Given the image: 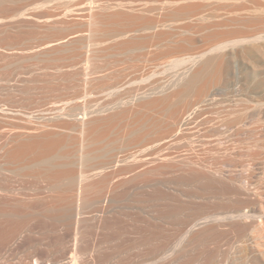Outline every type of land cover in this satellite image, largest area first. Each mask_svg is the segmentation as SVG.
<instances>
[{
    "label": "bare ground",
    "instance_id": "6f19581e",
    "mask_svg": "<svg viewBox=\"0 0 264 264\" xmlns=\"http://www.w3.org/2000/svg\"><path fill=\"white\" fill-rule=\"evenodd\" d=\"M4 1H3L4 3H9V2H7L9 0H4ZM51 1H53V0H50L48 2H51ZM68 1L64 0L63 3L62 2L61 3L62 4L65 3L67 7L69 5L71 6V4H67ZM106 1L108 2V0H106ZM112 1L113 0H111L110 2H112ZM131 1L135 2L136 0H134V1L130 0V2ZM138 1H141V0H138ZM138 1H136V2L139 4ZM146 1H148V3L150 2L149 0H145V3H146ZM153 1H156V0H152V2ZM206 1H204V2L206 3ZM218 1L223 2L224 0H218ZM218 1H217V3H218ZM229 1H231V0H229ZM233 1L235 3V4H233V7H235L234 5H236V4L239 6L238 7L236 6V8L231 7L230 11L227 10L228 11L227 14H225L226 12L224 11V7H225L224 4L226 6H229V4L227 5L228 0H226V2H223V5L221 4L222 2H220L218 5L217 3H215V1L214 2L209 1L211 4L212 3L217 4V5H215V7L218 6L217 8H220L219 6H221V5H222V7L224 6L223 8H221L220 10L218 9V10L221 11L222 13L225 12L224 13L225 15L220 14V12H218V14H216L217 12L215 11V8L212 7L216 13H215V15L211 16V14H209V12L211 11L210 13H212L213 10H212V8H210L211 9L210 10L209 6H212L213 4L210 5L209 2H207L208 4L206 3V5H205V4H203L204 2L202 1V5H203L202 6V5H200L201 3L199 4L198 0H166V2L164 4L167 3V5H165V6H167V8H164V9L167 10L168 12L164 11V14L167 13V14H165L166 16L165 15L164 16L166 18L168 17L165 20L166 21L168 20L167 22H169V23H165V21H164L162 24L159 23L158 19L155 21H151V19H149V18L147 19L148 15L147 16L145 15V17L143 15L145 20L147 19L148 21L147 22L144 21V23L140 24L142 21L141 19H144V18L139 19L137 13H136V15L135 14L134 15L136 17H138L139 20L137 18H135L134 15H133L134 19H133V17H131V19H129L130 16H132V15H129L128 16L129 18L126 17V15L130 14L129 11H127V13H125L124 10H120L121 9L120 8L119 10L121 11V13H120V11L119 12L118 11L113 12L111 9L112 8L114 9L116 7L113 5H112L113 7H105V6L100 7L99 6L100 8H99L98 12H96V9L93 8L94 6L92 7V5H90L91 7L89 8V10L91 13H90V15L88 14V16H90L89 23L87 24L86 21H84L83 24L84 23L87 24V26L84 25L85 27H88V25H89V27H90L89 31H91L90 33H92L94 35V38H93L92 37L93 35L91 34L92 39H95V36L97 38L98 34L99 35L101 34L102 36L103 35L107 36L106 34H109V33H111L113 35V36H111L109 34V36L114 38L115 34H113L114 31L112 32V30H114L116 27L111 29L112 26H114V25L115 26H118V25L122 26L123 24H124L123 26H125V27L122 28L120 26V27L116 28V31L118 33L115 32L116 33L115 36L116 37H125L124 39H128L130 36V39H129V41H130L132 38V35H133L132 40H134L133 42H136V43L140 37L138 36V34H137L138 37H135L134 34L136 35V33L140 32V31L143 32V31L148 30L150 32V30H153L154 33L152 34V31H151L148 36H150V34H152L151 38H153V36H154V38H156V36H162L161 33L164 30L162 27H164V26L167 27V28L164 27L165 28L164 31H166V29H167V31H168V29L170 31H169V33H165V32L162 33V34H164V36H162L160 38L161 41L163 40V38H167V37H165V35H167L168 39L170 40V38H173V37L175 38L177 36L179 37V38L177 37V39H180V36L182 37L186 33H187V36H189L190 34L195 35V33H197V31L199 29H200L201 33H202L201 30H204L203 33L206 35L209 34L210 32L205 33V30H209V31L215 30V31L214 32L211 31V33L207 36H204V35L202 36V34H203L202 33L201 35L195 36L197 38H194V39L191 37H187L186 35L182 39H180V42L181 41H183L182 43H184V41L189 42V45H188V43L187 44L186 43L179 44L180 42L178 41L179 42V43H177L179 45L178 47L183 48V49H180V51L185 50L184 46L188 45L186 48V52L184 51L185 53H188L189 50H187V49H190V46H191V49H190L191 52H189L188 55L195 54L194 52H192V50L196 46L194 47V44H193V47H192V43H194V41L191 43L192 40L196 41V39H199L201 41H203V40L208 41L209 43L208 42H206V43H208L209 46L207 49H205L206 47H204V46L206 45V43L203 42L205 44L203 46V44H201V42H200V45L203 46V49L201 52L200 48H198L199 46L196 47V48H198V51H200V54L198 56L196 55L198 53H196L193 57H189L185 54L184 56H182L178 59H174V61L172 60L173 62L171 64H178L179 60H180L181 61L180 63H183L186 67L183 70H181V72L178 71L179 73L177 75H176L177 72L175 74H173L174 76L176 75L175 78L172 77V81H170V82L167 81L168 83L166 82V85L165 84L163 85L161 83H159V85H158V83H156L158 86H161V87H157V89H155L156 87H153L155 90L149 91L152 88L151 87L152 84H151L148 87L149 90L145 86L146 90H148V91H145L144 90L145 88L143 87L144 91L142 90L143 91L142 93L138 92L137 94H134L133 97L130 96L131 97L130 99L124 98L125 100H123V99L121 100L119 98V101L116 100V102L114 101L113 104L111 102H110L111 104L107 103V106H106V104H104L103 106L101 105L100 108H98L99 104H98V106H96L95 104H91V107H93L95 105L96 106L95 108H97V109L92 108L91 110H88V107H87V108H82L83 111L81 110V112L75 113L77 115V119L80 120V123L77 120V122L79 124V128L76 129V130L79 129L77 131L79 133V134H77V135H79V137L78 136L76 137V134L74 132V134H75L74 137H76L78 139L74 142V140L76 138L73 137L74 140H73V138H72V140H70L71 142H73L72 144L66 143L67 141H69L67 139L71 138L72 136L69 137L67 134V136H66L67 139H65L67 141L65 142V140L62 139L63 136L61 138V135H62V133H64V131L63 132L61 131V134L57 133L60 137L54 135L56 133V131H58V130H56L57 127H56V129L54 128V130H53V128H51V130L49 129L50 131L53 130L52 132H55L54 134H52V132L48 133L47 129L45 131L44 128H48L50 123L49 124L43 123L42 125H38L39 128L35 127L37 129L36 132L39 131L40 133H36L34 131L29 132L32 129H27V130L25 129L24 133L28 134L27 135L28 137H26L25 134H22L23 130H21L22 132H20V130H19V132L22 135L19 134V132H18L17 136L15 134L14 135L16 137H21L22 141H23V139H26V141L24 143H20L18 146H16L14 142L16 141L17 138L15 137L16 139L14 141H13V138H11L13 141L12 143H14V145L16 147L8 148L9 147L8 145L11 142L8 144V141L5 140V141H7V143L5 142L6 145L8 144L7 146L4 143H2L5 135L3 134L4 131L2 132L1 128H0V264H264V0H233ZM236 1H238V2L236 3ZM12 2H10V3H12ZM42 2H40L41 4L39 5V7L40 6L42 7V5H43V7L46 6V5L44 6V4H47V3H45L47 1H42ZM89 2H90L89 4H92L94 1L90 0ZM99 2H101V0L98 1V4H99ZM110 2H109V4L111 6ZM136 2H135V4H136ZM152 2L150 3V5L152 4ZM157 2H158V0H157ZM157 2H154L155 5L153 4L155 6L156 10L158 9L159 5H161V3H159L157 5L156 4ZM161 2H163V0ZM123 3H126V2L124 1L120 4L124 5ZM1 4H2V2H1ZM89 4H88V6H89ZM115 4L118 5V3H115ZM135 4H134V6H136V9H137V7L138 6L140 7V5L143 3H141L138 6H137V4L136 5ZM147 4H145V7ZM13 5H14V2H13ZM106 5H107V3H106ZM129 5H130L129 7H131V5H133V3L129 4ZM148 5H147V8H145L143 5V7L145 8L143 11L148 9V7L150 6V5L149 6ZM153 5H151V7ZM156 5L158 7H156ZM204 5L206 7L208 5V9L210 10L208 12V14L211 17L206 18V17L202 16L205 13V11H204L205 6ZM9 6H11V5H9ZM154 6L152 8H149V9L155 10ZM165 6L163 5V6H161V8H163ZM1 7H4V6H1ZM13 7L16 8L17 6H15V5L11 6V8H13ZM18 7L16 8V10H18ZM67 7H66V9L69 8V7L68 8ZM71 7H73V6H71ZM126 7H127V5H126ZM139 7H138V10H139ZM202 7L204 9H202ZM11 8H10V10H11ZM117 8H119V7H117ZM141 8H142V5H141ZM2 9L3 8H1V10ZM5 9H7V7ZM94 9H95L96 13H94ZM133 9H134V7H133ZM208 9L206 8L207 11H208ZM10 10H8V11H10ZM19 10H18V12L13 10V12L15 11V13L12 12V17H14V15H18ZM69 10L71 11V8H69ZM115 10H118V9H115ZM150 10H149V13L154 14V12H150ZM202 10L204 11V13ZM158 11L160 12V7H159V10H157V12ZM122 12H124L126 15L124 13L122 14ZM146 12H148V11H146ZM10 13H11V11H10ZM10 13L7 12V14H9V15H10ZM138 13H139V15L141 14L140 11ZM142 13H144V12H142ZM0 14H2L1 16L6 15L7 17L5 16L6 17L5 19H8V15L6 13H4V14L0 13ZM145 14H147V13H145ZM155 14H156V12H155ZM85 15L87 16V14H85ZM150 15H152V14H149V16ZM209 15L205 14V16H209ZM86 16H85V18H86ZM153 16H156V15H153ZM164 16H162V17H164ZM82 17H84V15ZM140 17H142V15ZM162 17L160 19L159 13H158L157 18H159L161 20V22L163 21ZM0 18H1V20L3 19L2 17H0ZM40 18H41V16H40ZM43 18H41V19L44 20ZM123 18L126 21L127 20L128 21L127 22L125 20L122 21ZM136 19L140 23H138L137 21L135 22L134 20H136ZM205 20L208 23L206 22L204 24H201ZM129 21H130V25L134 21L133 23H134L135 27H133L134 25L132 24L133 26L131 25L130 26L131 28L127 26L128 29H126V25H128ZM193 21L194 22L197 21L196 25ZM121 22H122V24H121ZM123 22H125V23H123ZM161 25H164V26L161 27ZM227 27H230V28H227ZM55 28L58 29V27H55ZM120 28H122L123 30ZM160 28H162L163 30ZM225 28H227V29H225ZM57 29H54V30L57 31ZM85 29L86 28H84V30H82V29L81 30L85 31ZM195 29L196 30L198 29V30L196 31ZM54 30L52 33H55V35L57 34V32L65 33L64 32L65 28H63L64 31H62V32L60 30L57 32H54ZM68 30H67V32H68ZM81 30H79V33ZM157 30L158 31L162 30V32L161 33L157 32ZM60 33H58V35ZM144 33L148 34V32H143V33H140L141 34L140 36L142 37L143 36L142 34H144ZM45 34H47L48 39L53 36V34H52V36L51 35L48 36V33H45ZM60 35H63V34H60ZM85 35H87V34H85ZM99 35H98V38L100 37ZM82 36H80V37H82ZM102 36L100 37V39L97 38L98 41H96V42L94 41V43L92 40H88V38H86L87 36L85 38L82 37L83 39L80 38L81 40L80 39L78 40V43H77L78 46L77 47L75 46L74 48L75 49L85 48L86 54H87L86 51H88V48L85 46H87L90 41H92V43H93L92 45H94V47H92V49L90 50L91 52L93 51V53H94V54L91 53L92 55H94V56H92L93 58L90 55H89L90 57L87 58L86 54H85V57H83L84 59L81 61V63L82 62L85 63L87 60V62L89 64L90 63L93 64V61L95 60L94 58L98 57L97 52L99 50H102L101 46L104 43H107L108 40L112 39L111 37L109 38L107 36V38L105 37L106 40H104L105 38L103 36V39H102ZM144 36H145V34H144ZM190 36H192V35H190ZM47 37H46V40H48ZM116 37L114 38L115 40L117 39L116 45L113 44L115 42V41H113L114 39L112 40L113 41L112 44L114 45L115 49H116L117 45L119 44V42H117V41L120 40V39L118 40V38H116ZM126 37H128V38H126ZM136 38H138V40ZM142 38H140V39H142ZM144 38H146V36ZM43 39H45V37ZM97 39H95V40H97ZM156 39H153L154 40L153 41V45H154L153 47L155 48L158 46V48H159L158 44L155 45ZM158 39H157V43H158ZM175 39H174V42H172V40H171L170 44L166 43L167 44L166 46L163 45V43H165L164 42L165 40L163 42L160 41V44L162 43V47H164V46L167 47L169 45L172 46V45H175ZM122 40H123V38H122ZM135 40H137V41H135ZM49 41H50V39H49ZM129 41L128 42L127 41L122 42L120 40V42H122V43L125 42V44H122V43H120V44L122 45V47L124 45H126V48L128 47L129 49L135 50L136 45L139 42L141 44L143 43V42H141L143 40H141L137 44L134 43L136 45H135V47H133L132 46L133 42L131 43ZM126 42H127L128 46H127ZM149 42L152 43V41H149ZM166 42H169V41L166 40ZM196 42L198 43V40ZM196 42H195V44H196ZM49 43H51V41L48 43L45 42L46 45ZM150 43H145V41H144L143 44L146 45V44H150ZM190 43H191V45H190ZM90 44H91V42H90ZM108 44L111 45V47L113 46L109 42H108ZM120 44H119L118 48H120L123 51V48L120 47L121 46ZM130 44H131V46H130ZM104 45L102 46L103 49H105ZM109 45L106 44V47H108ZM145 45H143L144 50L148 49V47L149 48L152 47V46H147V45L145 46ZM150 45H152V44H150ZM143 46L141 47L142 50H143ZM202 46H200V47H202ZM175 47H177V46L175 45L172 48H173V50L176 51ZM86 48H87V50H86ZM126 48L124 47V52H126V51L129 52V49H126ZM169 48H170L169 50H172L171 47H169ZM108 49H109V47H108ZM167 49H168V47H167ZM67 50L68 49H65L64 51H67ZM148 50L152 51L150 49H148ZM169 50H167V52H166V55H168V56H170L171 54H173L175 52V51L173 52V50H172V53H171V51L169 52ZM177 50H179V49H177ZM155 51H158V50H155ZM131 52H133V51H131ZM146 52H148V51H146ZM154 52H152V53H154ZM195 52H196V49H195ZM95 53H96V55H95ZM167 53H169V54L171 53V54L169 55ZM83 54H84V52H83ZM146 55H147V53L144 56H146ZM159 55H157V56H159ZM162 55H165V52ZM185 56H187V57H185ZM85 58H86V60H85ZM92 59H93V61H92ZM171 59H169V60H171ZM88 63H87L86 67H84L85 66L84 64L82 65L84 67L83 68L84 70H85V68H86V70L89 68ZM167 63H169V62H167ZM231 66H232V71L230 70ZM89 71H90V74H91V72L93 74V70L91 71V68L89 69ZM229 71H231L230 72L231 75H230ZM82 72L85 73L84 71H82ZM97 72H100V71H97ZM107 75H109V74H107ZM229 75H230V78L232 77L231 78L232 79L231 85L229 84L231 79H229V81L226 82L227 85L229 84V86L224 88L223 93L221 91H220L221 93L216 91L214 88L216 83H217V85L215 87H217L220 84V81H221V83L223 80L225 81L226 77H228ZM83 76H85V75L83 74ZM83 76H82V79H83ZM89 77L93 78L92 75L88 76V78ZM125 77H127V76H124V78ZM85 78H84V81L86 80ZM132 78H131V82L134 81L136 78H137V81L141 80L140 77H138V76L135 77V79L133 78V80H132ZM128 79H130V78H128ZM94 80H92V81L94 82ZM89 81L91 82V80H89ZM142 82H140V83H142ZM140 83H138V84H140ZM85 84H90V83H85ZM143 84H144V82H143ZM93 85H94V83H93ZM99 85H100V83H99ZM125 85H123V87ZM157 85L154 84V86H157ZM220 85H223V86H219V87H225V82L220 84ZM141 86H142V84H141ZM107 87H109V85ZM219 87H218V89L220 90L221 88H219ZM120 88H122V86H120ZM137 89H139V88H137ZM140 89H142V88H140ZM111 90H112V87H111ZM113 90L116 91L118 89L115 90L113 88ZM139 90H137V91H139ZM107 91H110V90L107 89ZM118 91H116V92H118ZM137 91H135V92H137ZM90 101H92V100H90ZM89 103H91V102H89ZM96 103H99V102L96 101ZM108 104H110V105L108 106ZM87 106L90 107V104ZM104 106H106V107H104ZM161 106L163 107L162 109H163L165 114L163 112H160L161 110H159V113H163V115L159 114L158 111L156 110V108H160ZM155 110H156V113L161 115L160 116L161 119L160 118L157 119L154 116V114H156ZM149 111H151V112L154 111V112L150 113ZM214 113H217L218 115L216 114L217 115L216 116ZM68 114L70 115L71 113H68ZM68 114H66V115L63 114V115L67 116ZM75 114H73V116ZM149 114H152V115H149ZM211 114H214V116H212ZM165 116H166L167 121L164 118ZM162 117H163V119H162ZM60 118L62 119V116ZM59 119L57 121H59ZM63 119L61 121H63ZM157 120H159V122H157ZM161 120H163V122H160ZM207 121H208L209 125H210V123H212L210 121H213L214 125L217 127V128L214 127V129H216V130L219 129L220 127L226 129L225 132H226V134H228L227 136L230 138V140L234 141L233 144H237L239 141L241 142V140L239 138H240V136H242V137H244L243 140L245 139L246 145H248L247 148H244V147H246V145L245 144L243 145L240 143L241 145H243L242 148H244V150L246 149L245 150L246 152L242 151V148H239V147L238 148L237 147L232 148L231 146H229V148L232 149L231 155L235 156V157L233 156L234 157V160H233L232 156L230 155L231 160H229V161H234V162H227L228 160L225 162H222L223 165L222 164L221 165L223 167L226 166L225 168H223L220 165L221 168H223L222 169L223 172L221 170H219V169H221L220 166L219 167L215 166L216 169L207 168L210 172L214 171V174H217L218 172H220L221 173L220 175L223 177L225 176L224 169H226L225 172L230 170L231 171L230 174H232V175L231 176L229 175L230 176V179H229L230 182L228 184L227 183L224 184L219 179H216L217 175H214V174H212L214 176V178H212L211 174H210L211 175L210 176L209 174L201 173L197 177L198 180H195V184L197 181H200L202 184L206 183L207 184L206 186H204V184L202 186L199 183L202 186V188H204V189L206 188V190L210 189L211 187H212L211 189H213L212 185L214 183L215 187L218 186L219 188H221L220 186H223L228 190V193L230 194V196L231 195L235 196L236 201L233 200L234 202H232L231 199H234V197L230 198V196L227 193H224V194H227L228 197L230 198L231 203L229 202V204H231V205H229V204H227L228 206L217 205L220 208L215 206V209L218 210V213H220V211L222 210L221 208H226L225 211L226 210L228 211V212L226 211L227 216L222 217L223 214L221 212L220 214H222V215L217 214L218 216L220 215V217H218V216L216 217L217 211H214L215 209L212 210L211 207H210L211 208L210 209L207 206V205H209L208 204L209 202L205 203V205L210 209V211H212L211 213L209 211L206 212L209 209L204 206V203L203 204L200 203V204H201V206H203L207 209L206 211H203L204 209L200 208L201 207L200 205H198V206H200L198 208V210H195L194 206H196L197 200L199 201V199H200L199 197H198V199L194 198V200L196 199L194 201L195 204L194 203L193 204L188 203L189 202L188 199H190V198H187L188 202L185 201L187 204H185V202H184V204H185L184 205L182 203L183 200L181 201V199H180L181 192H180L179 196L177 195V194H179L178 191L176 192L177 196L176 195L171 196L172 194H174V191L173 192L171 191V190H173V189H171V187L173 185L172 186L169 185V187H170V189H169L168 186H165L164 182H163L164 186L168 187V189H166V190L171 191L170 195L168 193L170 191L166 192L167 195H166V193H165V195H162L163 193L161 194V191L159 192L156 190L157 193L159 192V194L162 195V196L158 195V197H157L154 195L155 190H154V192H152L153 186H151V189H150V190H152L151 195L152 196L154 195V196L149 197V193H151V192L149 191L150 186L148 185L149 186V187H147L148 189L145 188V191L147 189L149 192V193L147 191L145 192V194L147 193L148 196H146L147 194L146 195L144 194L146 196L145 200H144L145 203H142L143 201H141V205L137 206L138 207L137 209L140 208V210H139L140 215H143V218L139 217L142 219V220L139 219L140 221H142V222H140V224L141 223L145 224L144 225L145 227L147 226L151 230H155L156 232H158V233H156L154 231L156 234H155V236H152V238L156 237V238H160V239L162 238V239L161 240L159 239L160 241H157V242L154 241L151 243L148 241V240L151 241V239L148 238L149 236L148 237H147V235L145 236L148 239L145 237L143 238V236H141L143 239H145V240L147 239L146 241H148V243L147 242L145 243L144 242L145 240H144L143 244L139 243L142 241L138 242V244L142 245L141 250L138 249V250L142 251L141 252L142 254L141 253L139 254V255H142V257L140 259H136L137 257L132 258L131 257L132 255H130L129 252H128V255H130V257L128 258L127 257L128 255L127 256L125 255V257H124V252H123L125 250L124 247L128 246V249H129L131 246H129V244H128L127 246L124 245V247H123L122 246L123 243H122L121 248L124 250L120 251V250H117L120 246L116 249L115 243L116 242L119 243V241H120L119 236H121L120 234H121L122 229H124L125 231L127 229V232H128V228H126V227H128L129 223L126 224L125 223L126 219L124 220V218H123V221L121 219L123 217V216H121V213L124 210L121 211L122 205H120L119 203L121 202V198H123V197H120V195H118V194L116 195V193H119L118 189L121 188V186H119V184L117 182L119 180H116V179L119 176L120 177L123 176L124 174L125 175L131 174V177H129V176L128 177L130 179L132 178L131 179L132 181L135 180L134 178H136L138 174H141L140 170L137 171L135 169H137V168L140 169V167H141L140 164H142V163H139V166L137 165L138 167L136 168L135 163L139 160L143 161L142 160L143 158H146L144 160V162L145 161L147 162V159H151L152 162L154 161V159H155V161H156V159H159L158 160V162H159V161H161V159L164 160L165 158H166V160L170 159L169 161H171V159L173 158V155L175 153L172 154V152H169L170 153L169 154L167 151L165 152L167 154H165L164 152L161 153V151H165V148H164V150L160 149V146L162 144L166 143L167 146L165 144L164 147H166L167 150H168V148L171 149L173 147L172 151H174V147L181 144V141L186 140V138L184 140H181V138L183 139V137H181L182 134L187 133L189 136V133H191L190 136L192 137V135H193L192 130L193 129L195 130L196 127H198V126L200 128V125L203 124L204 122L207 123ZM170 122H172L171 126H168V125H170L169 124ZM58 123H57V125L60 126L59 124H61V126L63 127V130H64L65 126H63V125L66 122H64L63 124L62 123L58 124ZM115 123H120L122 125V128L124 129L123 134L121 133L122 132L121 131L120 135H118V137H116V136L114 137V135H112V133H110L112 130L109 129ZM163 123H164V125L166 123H168V125H165V127H164ZM173 123H174V127L176 126L175 130H174L173 125H172ZM208 123L206 125H208ZM51 124L52 125L54 124L53 125L54 127L57 126V125H55L56 122L51 123ZM67 124L68 123H66V126H67ZM161 125H163L164 128ZM46 126H48V127H46ZM61 126H60V129H61ZM69 126L71 127V128L68 127L70 130L75 125L70 124ZM166 126H168L169 129H171V130L173 129L172 130L173 133L172 132L168 133V131H167L166 134H168V135H165V132H166L165 129H168V127H166ZM194 126H196V127L194 128ZM204 126H205V124H204ZM76 127H77V124H76ZM76 127H73V128H76ZM159 127H160V129H159L160 132H162L163 129L164 130L162 133L159 132L161 134V136H160L161 138L158 139L155 134H156L157 128H159ZM211 127L209 126L206 129V126H205L204 128L206 131H208L209 128L211 129V131L214 130L213 127L212 128ZM35 128L33 130H35ZM161 128H162V130H161ZM184 129H186V130L183 133ZM202 129H203V127H202ZM224 129H222V130H224ZM72 130H74V129H72ZM171 130H169V131H171ZM222 130H219V131L222 132ZM202 131H204V130H202ZM202 131L199 130L198 132L200 133ZM211 131H208V132L211 133ZM214 131H212V132H214ZM219 131L218 132L215 131V132H217L218 134H221L223 136V140H226L228 137L227 136L225 137L222 134L223 132L221 133ZM27 132H29V133H27ZM153 132H154L153 135H155L154 136L155 138L152 135ZM193 132H196V130ZM225 132H224V134H225ZM31 133H33L34 135ZM35 133L37 135H35ZM109 134H111V137H113V138H110ZM162 134H164V137H162ZM187 134H186V136H187ZM194 134H196V133H194ZM202 134H204V132ZM65 135H66V133H65ZM210 135H212V134H210ZM150 136H152V137H150ZM182 136H184V135H182ZM5 137L7 138L8 136H5ZM196 137H197V135H196ZM214 137H216V136H214ZM153 138L155 140H153ZM189 138L187 137V140ZM190 139H192V138H190ZM220 139L222 142V137ZM213 140H212V142H213ZM246 140H247V142H246ZM202 141L203 140L201 139V142ZM217 141H220V140H218V138H217L216 141H214V142H217ZM117 142L120 144H118ZM193 142L194 141H192V143ZM207 142H210V141H207ZM228 143H229V141H228ZM113 144H116V145H113ZM184 144H185V142H184ZM198 144H199V142H198ZM201 144H204V143H201ZM218 144L220 145V143H218ZM222 144H224V143H222ZM204 145H206V144H204ZM229 145H231V144H229ZM68 146H70L72 148V150H70L69 148H68V150H66ZM185 146H187V141H186ZM194 146L198 147L199 145H194ZM210 146H212V144ZM162 147H163V145H162ZM212 147L214 148V146H212ZM212 147H210V150L213 149ZM176 148H179V147L177 146ZM181 148H184V147H181ZM194 148H196V147H193V149ZM224 148L226 149V146ZM187 149H185V151H187ZM216 149H218V148H216ZM240 149L242 152L245 153L244 155H242L240 153V151H239ZM220 150H222V149H220ZM227 150L229 151L228 148H227ZM176 151H178V150H176ZM196 151L199 152L198 149ZM204 151L205 150H203V152ZM194 152H195V150H194ZM216 152H217V150H216ZM181 153L184 156H187L190 154L189 152H188L189 154L183 153V152H181ZM181 153H180L179 157L183 156V155H181ZM209 153L210 152H208V154ZM185 154H187V155H185ZM191 154H192V152H191ZM194 154L191 156H194ZM214 154H213V156L216 155V154L215 155ZM199 156L200 155H198L197 157H199ZM220 156L221 155H219V157ZM224 156L225 155H223V157ZM240 156H241V159H239ZM176 157H177V155H176ZM179 157H177V158L179 159ZM207 157L211 158L212 156L209 155ZM177 158L174 157L173 159L176 160ZM184 158L186 159L187 157H184ZM194 158L195 157H193V159ZM186 160H188V159H186ZM202 160L203 159H201V161ZM214 160H215V158H214ZM214 160H213V162H214ZM176 161H180V160H176ZM201 161H199V162H201ZM206 161H208V160H206ZM146 162H145V164H146ZM161 162H159V163H161ZM172 162H173V160H172ZM185 162H187V161H185ZM194 162L195 161H193V163ZM209 162H211V161H209ZM148 163H150V161ZM189 163H190V161H189ZM197 163L198 162H196V165L199 164V163L198 164ZM218 163L219 162L217 161V164ZM155 164H156V162H155ZM159 165H160V167L165 166V164H159ZM205 165L203 164V166H205ZM207 165L209 166L210 164H207ZM214 165H216V164H214ZM157 166H155V167L157 169H159ZM203 166H201V167H203ZM206 166L203 168H206ZM212 166H213V164H212ZM152 167H150V168H152ZM147 168H149V167H147ZM147 168L144 169V172H147L149 170L148 169L147 171H145ZM152 169L154 170L155 168H152ZM135 171H137V173ZM132 172H135V174H136L133 177H132ZM149 172H151V169L149 170ZM215 172H217V173H215ZM142 174H143V172H142ZM185 174H188V173H185ZM189 176H191V178H193L194 176H196V174H194V176L188 174V177ZM120 177H119V179H120ZM126 177H122V178L126 179ZM183 177H184V179H186L185 175ZM188 177L186 180H188ZM191 178L189 177V179H191ZM194 178L196 179V177H194ZM115 180H116V183L119 187H117V185L114 184ZM121 180H123V179H121ZM121 180L119 181L120 183L122 182ZM149 180H147V181H149ZM126 181H127V179H126ZM132 181L131 182L129 181V182L131 183V185L133 187L134 181L133 182ZM147 181H145V182H147ZM184 181L182 180V183ZM191 181H194V180L192 179ZM191 181H189V182L191 183ZM129 182H127V183H129ZM145 182H142V183H145ZM187 182H186V184H187ZM136 183L137 184L139 183V186L142 184V183L140 184V181L139 182L136 181ZM136 183L134 184V190L136 187ZM192 183H194V182H192ZM113 184L115 185L114 186L115 188L113 187V189L115 190L118 188L117 190H115L118 192L115 193V191H113V189L111 188L112 189L111 191H113V194L110 193V194L106 195L107 192L109 193V191H107L108 190L107 187L110 188V187H112ZM122 184H123V182H122ZM58 185H60V186H58ZM124 185H125V183L123 184V186ZM126 185H128V184H126ZM73 186H74V188H73ZM144 186L146 187V185H144ZM56 187L57 188L60 187L59 189H61L62 192L64 193V194L61 193L62 195L58 194V196L62 197L61 201L63 200L61 203L62 209H61V207L56 206L57 208H60L61 210L59 209V211H56L57 210L56 209L55 211L57 213L55 212L54 214H52L49 211L50 210L49 206H48L49 209L47 208V210L45 209V207L49 204H51V205L53 204V206H54L55 204L57 205L58 203H60V202L57 203V201L59 200L58 199L59 197L57 195L55 196V194H54ZM89 187L90 188L92 187L91 189H93V187H94V189H96L95 191L92 190L94 192H96L99 189L98 190L99 195H98V192H96L97 194L93 193L92 196L95 195L97 197L98 196L101 197L100 196L101 193L103 194V196H105V195L106 196L99 198V199H95V196H94L93 198L95 200L91 201L93 198H91V199L89 198V197H92L90 191H88L90 194L86 192V189L90 190ZM129 187H131V186H129ZM129 187L128 188L123 187V188H124V190L125 189L129 190L130 189ZM143 187L140 186L141 189L138 187H136V188H138V190L139 189L143 190L144 189ZM157 187L158 186H156L154 188L156 189ZM177 187H174V188H177ZM182 187L185 188V186H181L180 188H182ZM102 188H105V189H103V191H102ZM187 188L188 187H186V189ZM190 188H193V187H190ZM225 188H221V189L225 190ZM59 189L56 190V192L60 193ZM71 189H76L75 190L76 194L74 193V190H73V193H74V196L76 199L74 198V196L72 198V196H71L72 194L69 195V193H71V191H72ZM204 189H202V190H204ZM104 190H106L107 192L103 193ZM122 190H120V191L122 192ZM130 190H133V189H130ZM136 190L133 192L135 193ZM140 190H139V192H140ZM206 190H205V192H206ZM224 190H221V191L223 192ZM195 191H197V190H194V192L193 191L192 192L195 194ZM84 192H86V194H88V196L89 195L90 196L87 198L86 194ZM139 192L136 193L137 196H138V194H140ZM130 193H128V194H130ZM141 193H144V191H142ZM207 193H211V192L208 191ZM124 194H125V196L128 195V194L126 195V193H123L122 196H124ZM198 194H204V191L202 193H198ZM140 195H139V197H140ZM205 195H207V194H205ZM205 195H203L202 197H205ZM210 195L212 196V194H208V196H210ZM133 196H135V194ZM55 197L57 198V200ZM132 197H131V199H132ZM136 197L134 198L135 200H136ZM187 197H189V195ZM196 197H197V194H196ZM225 197H226V195H225ZM71 198L73 199V202H72ZM160 198L162 200H164L166 204H167L166 201H168V203H170V202L174 203L175 202L176 204H178V208H180L179 205L181 204L180 205L181 209H182V210L180 209L181 211L178 210L176 212L175 211L176 208L174 207L175 209L173 211L174 212L173 215L176 216L175 218L178 217L176 221H173V222H171V221L165 222L164 221L167 219V218H164V213H166V212L162 208V207H164V204L159 203V202H161ZM184 198L186 200L185 193H184L183 199ZM192 198H193V195H192ZM220 198H222V195ZM220 198L218 200H220ZM134 199H133L131 205H129V207L133 206V203H138V201L134 202ZM157 199L159 200L158 203H157ZM211 199H213V198H211ZM226 199H227V197H226ZM127 200L129 202V199H127ZM122 201H126V200H122ZM200 201H202V200H200ZM206 201H209V199ZM190 202H192V200H190ZM73 203H75V205ZM213 203H215V202H213ZM138 204H140V202ZM218 204H219V202H218ZM124 205H127V204H124ZM124 205H123V208H124ZM192 205H194V206H192ZM213 205H216V204H213ZM213 205H211V206H213ZM21 206L23 207L22 210L20 208ZM53 206H50V207H53ZM166 206H167L166 208L168 209V207L170 208L171 205L169 206V204H167ZM87 207H90V210H88ZM91 207L92 208L95 207L96 209L93 208L91 210ZM126 207H128V206H126ZM133 207H130V208L135 209ZM191 207H193L194 209L192 208L193 210H190L189 208H191ZM213 208H214V206H213ZM124 209H127V208H124ZM131 209L130 210L127 209V210L130 211V215L133 216V214H131ZM187 209H189L192 212L189 213V211H187ZM196 209H197V207H196ZM222 211H224V209ZM127 212L123 213V214L124 215L128 214ZM132 212H134V211H132ZM136 212L139 214V212L137 210H135V213ZM226 212H225V214H226ZM137 213H136V215H137ZM169 213H171V212H169ZM125 216H126L125 218H127V215H125ZM132 216H131V218H132ZM134 216H133V219L135 220ZM169 217H171V216H169ZM172 219L173 218H171V220ZM134 220H132V221H134ZM167 220H170V219H167ZM127 221L131 223V221H129V220H127ZM135 221H137V219ZM138 222H137V225H133V226H131L132 224H129V225L131 227H134V229H135L136 226L137 227L139 226ZM135 223L133 222V224H135ZM167 223H171L173 225H169ZM193 223H194V226L189 229V226ZM139 227H141L140 229H142V230L145 229L144 231H146L147 227L146 228L144 227V229H143V226H141V225ZM150 229L148 230V228H147V230L149 231L148 232L149 235H150ZM138 230L139 229L137 228L136 231H138ZM142 230H141V232H142ZM125 231H124V234H126ZM134 231L135 230H133V232ZM154 232H152V233H154ZM136 233H138V232H136ZM143 233L145 234L146 232H142L141 235H144ZM131 234L133 235V233H131ZM136 235H138V234H136ZM125 236L127 237V235H125ZM129 236H131V235H129ZM129 238H131V237H129ZM139 238H140V236H139ZM115 239L117 241H114ZM136 239H137V236H136ZM138 239L136 241H138ZM156 240H158V239H156ZM73 241H75V244H73ZM227 241H229V242L234 241L233 243L238 242L237 245L232 244L234 246H237L236 251H235V249H233L235 254L231 250L230 251L233 254H231L230 251L224 250L223 246H226L224 243ZM112 242H115V243L113 244ZM135 242H134V245L132 247L140 246V245H135ZM130 243H132V242H130ZM113 245H115V247ZM117 245H120V244H117ZM198 246L200 248H198ZM134 248H136V247H134ZM134 248L132 250H134ZM128 249H126V251ZM5 250H9L10 251L9 253H12L13 259L7 260L5 258V260H2V254L4 257L5 256L4 253H6ZM3 251H5V252L2 253ZM58 251H59V255L57 253ZM135 251H136V249H135ZM133 252H131V253H133ZM134 253L135 254H133V255L137 254L136 252H134ZM126 254H127V252H126ZM6 257H7V255H6ZM133 257H135V256H133ZM33 259H35V262L33 261Z\"/></svg>",
    "mask_w": 264,
    "mask_h": 264
},
{
    "label": "rangeland",
    "instance_id": "374dc122",
    "mask_svg": "<svg viewBox=\"0 0 264 264\" xmlns=\"http://www.w3.org/2000/svg\"><path fill=\"white\" fill-rule=\"evenodd\" d=\"M1 1V0H0ZM4 0H2L1 2H2V4H1V2H0V10H1V8H3L1 11H0V13H6L7 14V12L8 13H10V11H11V13H10V15L9 14H7L8 15V19H5L7 16L6 15H3V16H1L2 14H0V17H2L3 19V21L1 20V18H0V128H1V131L3 132V134L5 135V136H8L7 138L4 136V140H3V142L2 143H4L5 145H6V143H7V141H8V148H13V147H16V146H18L20 143H24L25 141H26V139H23V141L21 140V137H16L17 136V134H18V132H19V130H20V132H22L21 130H23V132H22V134H25L24 132V130L26 129H32V130H30L29 132H32V131H34V132H36V128H39V126L38 125H42L43 123H45V124H51V123H54V122H56V124L55 125H57V123L59 122V123H64V122H66V123H68L67 124V126H66V123H64V125L63 126H65V128H64V130H63V127L61 126V124H59L60 126H61V129H60V126H53L52 124V126L49 124V127L48 126H46V127H48V128H44L45 129V131H46V129H47V131H48V133H51L53 130H54V128L56 129V127H57V129L56 130H58V131H56V133L55 132H52V134H54V135H56V136H59L58 134H61V131L63 132L64 131V133H62V135H61V138H62V136H63V140H65V139H67L66 138V136H67V134H68V136L70 137V136H72L71 138H68L67 140H69V141H67V140H65V142L68 144V143H70V144H72L73 142H71L70 140H72V138L75 136V134H76V137L78 136L79 137V135H77V134H79L77 131L79 130H76L77 128H79V124H78V122H77V115L75 114V113H79V112H81V110L83 111V109L82 108H87L88 107V110H91L92 108H95L96 106H98V104H99V106H98V108H100L101 107V105L103 106L104 104H106V106H107V103H112L113 104V102L115 101L116 102V100L117 101H119V98L122 100H125V99H130L131 97H133L134 96V94H137L138 92H143L144 90L145 91H148L149 90V85H151V87L153 88V87H156L155 89H157V87H161V86H158L159 85V83H161V84H165L166 85V82L168 81V82H170V81H172V77L173 78H175V76L179 73L178 71H180L181 72V70H183L186 66L183 64V63H180L181 61L179 60V63L178 64H171L173 61H174V59H178V58H180V57H182V56H184L185 54L187 55V56H189V57H193L196 53H198V54H196L197 56L200 54V51H198V48H200V50H201V52H202V49H203V46L205 45L204 43H206V42H208V41H201V40H199V39H196V41L198 40V43L195 41V40H192L191 41V43L194 41V43H192V47H193V44H194V47L196 46V47H198V48H192L193 50H192V52H194L195 54H193V55H188V53L189 52H191L190 51V49H191V46H190V49H187V50H189L188 51V53H185L186 52V48H187V46L189 45V42H185L184 41V43H188V45L186 46H184L185 47V50H183V51H180V49H183L182 47H178L179 45L177 44V43H179L180 42V39H182L185 35L187 36V33L184 35V36H180V39H177V37H173L174 39H175V45L177 46V47H175V49H176V51L175 50H173V48L172 47H174L175 45H172V46H167L168 47V49H167V47H165L167 44H170V41L172 40V42H174V39L173 38H170V40L168 39V36L167 35H165V37H167V38H163V40L161 41L160 40V38L162 37V36H164V34H162V33H169V29H168V31H167V29H166V31H164L165 30V28L164 27H166V26H164V25H161V27L162 26H164V27H162V28H160V29H162L163 30V32H162V30H157V32H162L161 33V35L162 36H156V38L158 39V43H157V39L156 38H154V36H153V38H151L152 37V34L154 33V31L153 30H150V32L152 31V34H150V36H148L149 35V31L148 30H146V31H143V32H148V34L147 33H144L145 34V36H146V38H144L145 36H144V34H142L143 36V38L140 36L141 34L140 33H143L142 31H140V32H138V33H136V35L134 34V36L135 37H140V38H142V39H140L139 38V40H138V38H136L137 40H135V41H137V43L139 42V41H141V40H143V41H141V42H143L144 43V41H145V43H150L149 41H152V43H150V44H152V45H150V44H146L147 46H152V47H148V49H150V50H152V51H149L148 49H145L144 50V46L143 45H145V44H141L140 42L137 44L136 42H133L134 40H132V38H133V35H132V38H131V40L129 41V39H130V36H129V38L128 37H126V38H128V39H124L125 37H116L115 35H116V33L115 32H117L116 31V28H118V27H120L121 25H118V26H112V28L111 29H113V28H115L114 30H112V32H113V34H115L114 35V38L116 37V38H118V40L120 39L122 42L123 41H129V42H133L132 43V46L133 47H135V45H136V48H135V50H132V49H129L128 47L126 48V45H124L123 47H122V45L120 44V43H122V42H120V40L119 41H117V42H119V44L121 45L120 47H122L123 48V51L120 49V48H118V46H119V44L117 45V47H116V49L114 48V45H116L117 43H116V40L113 38V37H111V36H113L111 33H109L111 36H109V34H106L109 38L111 37L112 39H110V40H108V42L110 43V44H112L113 43V41H115L112 45V47L114 48H112L111 47V45H109L108 44V42L107 43H104L103 45L105 46L104 48L105 49H103V45L101 46V49L102 50H99L98 52H97V58H94L95 60L93 61V59H92V61H93V64L92 63H88L87 62V60H86V58H85V60H86V64L84 63V62H82L81 63V61L84 59L83 57H85V48H83V49H75L74 47L76 46H78V40L81 38V39H83V38H85L86 36V38H88V40H92L93 41V43H94V41L96 42V41H98V39H100V37L102 36L101 34L99 35L100 37L98 38V35H97V38H96V36H95V39H97V40H95V39H92V37L94 38V35L92 34V33H90L91 31H89V29H90V27H89V25H88V27H85L84 25H86L87 26V24L89 23V19H90V16H88V14L90 15V10H89V8L91 7L90 5H92V7L93 8H95L96 9V12H98L99 11V8L100 7H102V6H105V7H113V6H116L114 9L112 8L111 10L114 12V11H120V10H124V12L125 13H127V11H129V13L130 14H128V15H126L124 12H122V14L124 13L125 15H126V17L127 18H129L128 16L129 15H132V16H130V18L129 19H131V17H133V19H134V16L136 15V13L138 14V17H139V19H141V18H144L145 17V15L147 16L148 15V17H147V19L149 18V19H151V21H155V20H159V23L160 24H162L164 21H165V23H169V22H167L165 19H167L165 16V14H167V13H165L164 14V11H166V12H168L167 10H165L164 8H167V6H165V5H167V3L166 4H164L165 2H166V0H163V2H161L160 0H158V2H157V0L156 1H153L152 2V0H149L150 2L148 3V1H146V3H145V0H141V1H138V0H136V1H138L139 2V4L136 2V4H137V6L138 5H140L141 3H143V4H141L142 5V8H141V5H140V7H139V10H138V7H137V9H136V6H134V4H135V2H132L133 3V5H131V7H129L130 5L129 4H132L131 2H130V0H113L112 2H110L111 0H108V2L106 1V0H101V2H99V4H98V1H100V0H93L94 2V4L92 3V4H89L90 2V0L88 1V0H65V1H68V3L67 4H71V6H73V7H71L70 5L68 6L69 8H71V11L69 10V8L66 6V4L64 5V4H62L63 3V1L64 0H53V1H51V2H48V1H50V0H9V1H7V2H14V5L15 6H19L18 7V10H19V14L18 15H14V17H12V12H13V10H15V11H17L18 12V10H16V8H11V6H14L13 5V2L12 3H4L3 2ZM42 1H47V2H45V3H47V4H44V6L45 7H43V5H42V7L40 8L39 7V5L41 4L40 2H42ZM126 2V3H123L124 5H121L120 3H122V2ZM134 1V0H133ZM199 1V4L200 5H202V1L204 2V1H206V0H198ZM209 1H215V3H217V1L218 0H207L206 1V3L207 2H209ZM17 2V3H16ZM62 2V3H61ZM70 2V3H69ZM107 3V5H106V3ZM109 2L111 3V6H110V4H109ZM152 2V4L151 5H153L154 4V2H157L156 4L158 5L159 3H161V5H159V7H160V12L158 11L157 12V10H159V7L156 5V7H158V9L156 10V8H155V4L153 5L154 6V9L155 10H153V9H149V8H152L151 7V5H150V3ZM220 2H222V1H218V5H219V3ZM223 2H226V0H224ZM223 2L221 3L222 5H223ZM233 2V3H232ZM238 1H236V3H237ZM4 3V4H3ZM43 3V2H42ZM105 3V4H104ZM115 3H118V5H114ZM150 5H148V4ZM206 3L204 2L203 4H205L206 5ZM215 3H210L209 2V4L210 5H212V6H209V9L210 8H212V7H214L215 8V11L217 12H215L214 11V9L212 8V13H210L211 11V9L209 10L208 9V5H207V7L205 6V13H204V11H203V15L202 16H204V17H211V16H213V15H215V13L216 14H218V12H220V14H223V15H225V14H227L228 13V11H230L231 9V7L232 8H236V6L238 7L239 5H234L235 7H233V4H235L234 3V1L233 0H231V1H229L228 0V2H227V5L229 4V6H226L225 4H224V6L227 8H225L224 6V11L226 12H224V13H222L221 11H219L221 8H223L222 7V5L221 6H219L220 8H217L218 6H216L215 7V5H217V4H215ZM232 3V4H231ZM11 5V6H9V5ZM17 4V5H16ZM38 4V5H37ZM88 4H89V6H88ZM101 4V5H100ZM127 5V7H126V5ZM135 4V5H136ZM145 4H147L149 7H148V9L147 10H145V11H143L145 8H147V5H146V7H145ZM208 4V3H207ZM63 5V6H62ZM113 5V6H112ZM143 5H144V7H143ZM165 6V7H163V8H161V6ZM232 5V6H231ZM1 6H4V7H1ZM9 6V7H8ZM97 8H96V7ZM100 6V7H99ZM134 7V9H133V7ZM203 6V5H202ZM7 7V9H5ZM66 7L68 8V9H66ZM117 7H119V8H117ZM10 8H11V10H10ZM121 8V9H120ZM127 10H126V9ZM206 8L208 9V11L206 10ZM5 9V10H4ZM13 9V10H12ZM95 9H94V13H96L95 12ZM115 9H118V10H115ZM120 9V10H119ZM136 9V10H135ZM142 9V10H141ZM202 9H204L203 7H202ZM219 9V10H218ZM226 9V10H225ZM4 10V11H3ZM8 10H10V11H8ZM85 10V11H84ZM131 10V11H130ZM134 10V11H133ZM149 10H150V12H154V14L153 13H149ZM153 10V11H152ZM223 10V9H222ZM228 10V11H227ZM3 11V12H2ZM15 11L13 12V13H15ZM89 11V12H88ZM111 11V12H112ZM133 11V12H132ZM136 11V12H135ZM140 11V15H139V12ZM146 11H148V12H146ZM210 11V12H209ZM16 12V13H17ZM93 12V11H92ZM110 12V13H111ZM132 12V13H131ZM142 12H144V13H142ZM155 12H156V14H155ZM208 12H209V14H211V16L208 14ZM120 13H121V11H120ZM145 13H147V14H145ZM152 14V15H150L149 16V14ZM158 13H159V18L161 19V17L162 16H164V17H162V19H163V21L161 22V20L159 19V18H157V16H158ZM85 14H87V16L85 15ZM135 14V15H134ZM205 14L206 15H209V16H205ZM84 15V17H82V16ZM134 15V16H133ZM142 15V17H140ZM143 15H144V17H143ZM153 15H156V16H153ZM6 16V17H5ZM40 16H41V18H43L44 20H42L41 18H40ZM85 16H86V18H85ZM53 17V18H52ZM138 17H136L135 16V18H137L138 19ZM47 18V19H46ZM125 18V17H124ZM123 18V20L122 21H124L125 19ZM137 19L136 20H134L135 22L137 21ZM138 19V20H139ZM145 20V18L144 19H141L142 21H141V23L139 22V21H137L138 23H140V24H142V23H144V21L145 22H147L148 20ZM153 19V20H152ZM84 21H86V23H84L83 24V22ZM88 21V22H87ZM126 21V20H125ZM128 21V20H127ZM126 21V22H127ZM133 21V22H134ZM150 21V20H149ZM203 21V20H202ZM131 23V25L133 24L134 25V23ZM158 22V21H157ZM194 22V21H193ZM192 22V23H193ZM207 21L205 20L204 22H202L201 24H204V23H206ZM123 23H125V22H123ZM191 23V24H192ZM195 23V25H196V23H197V21L196 22H194ZM208 23V22H207ZM121 24H122V22H121ZM124 25V24H123ZM121 26L122 28L123 27H125V26ZM126 25V24H125ZM130 25V21L128 22V25H126V29H128L127 28V26L128 27H130L131 26ZM132 25V26H133ZM180 25V24H179ZM52 26V27H51ZM55 27H58V29L57 28H55ZM67 27V28H66ZM133 27H135V25L133 26ZM57 29V31H64L63 30V28H65V33H60V32H57V31H55L54 29ZM84 28H86L85 29V31H82V30H84ZM122 28H120V29H122ZM131 28V27H130ZM129 28V29H130ZM167 28V27H166ZM227 28H230V27H227ZM227 28H225V29H227ZM62 29V30H61ZM68 30V32H67V30ZM82 29V30H81ZM88 29V30H87ZM53 30H54V32H57V34L55 35V33H52L53 32ZM79 30H81L80 31V33H79ZM119 30V29H118ZM123 30V29H122ZM125 30V29H124ZM196 30V29H195ZM198 30V29H197ZM196 30V31H197ZM78 31V32H77ZM121 31V30H120ZM172 31V30H171ZM199 32H200V29L198 30ZM197 31V33H195V35L194 34H190V35H194L193 37L192 36H187V37H191V38H197V37H195V36H198V35H201L203 32H204V30H201L202 31V33L200 32H198ZM212 31V30H211ZM211 31H209V30H205V33L207 32H210L211 33ZM215 31V30H214ZM214 31H212V32H214ZM83 32V33H82ZM45 33H48V36H52V34H53V36L52 37H50L49 39H50V41H51V43H49V44H45V42L46 43H48V42H50L49 41V39H48V37H47V34H45ZM58 33H60V34H63V35H58ZM79 33V34H78ZM89 33V34H88ZM118 33V32H117ZM209 33V34H210ZM85 34H87V35H85ZM91 34L93 35L92 37H91ZM137 34H138V36H137ZM197 34V35H196ZM209 34H207V35H209ZM83 35V36H82ZM90 35V36H89ZM207 36L206 34H202V36ZM80 36H82V37H80ZM104 36V38L106 37L107 38V36H105V35H103ZM103 36H102V39H103ZM45 37V39H43ZM46 37H47V39L48 40H46ZM79 37V38H78ZM52 38V39H51ZM78 38V39H77ZM91 38V39H90ZM106 38L104 39V40H106ZM122 38H123V40H122ZM179 38V37H178ZM199 38V37H198ZM80 39V40H81ZM114 39V40H113ZM151 39V40H150ZM153 39H156V44L155 45H159V48H158V46L157 47H153L154 45H153ZM113 40V41H112ZM165 40V41H164ZM166 40H168L169 42H166ZM45 41V42H44ZM48 41V42H47ZM92 41H90L91 42V44H90V42H89V46L87 45V46H85V47H87L88 48V51H86L87 52V54H86V57L88 58V57H92V56H94V55H92L91 53H93V51L91 52L90 50L92 49V47H94V45H92L93 43H92ZM148 41V42H147ZM160 41L161 42H165V43H163V45H165L164 47H162V43L160 44ZM177 41V42H176ZM179 41V42H178ZM127 42H126V44H127ZM183 41H181L179 44H184V43H182ZM195 42H196V44H195ZM200 42H201V44H203V46L202 45H200ZM204 42V43H203ZM134 43H136V44H134ZM167 43V44H166ZM191 43H190V45H191ZM209 43V42H208ZM208 43H206V45L204 46V47H206L205 49H207L208 48V46H209V44ZM44 44V45H43ZM106 44L107 45H109L108 47H109V49H108V47H106ZM122 44H125V42L124 43H122ZM134 44V45H133ZM173 44V43H172ZM145 45V46H146ZM127 46H128V44H127ZM130 46H131V44H130ZM143 46V50L141 49V47ZM182 46V45H181ZM200 46H202V47H200ZM124 47L126 48V49H129V52H127L126 50V52H124ZM162 47V48H161ZM169 47H171V49L173 50V54H171L172 53V50H169L170 48ZM87 48H86V50H87ZM147 48V47H146ZM65 49H68L67 51H64ZM134 49V48H133ZM141 49V50H140ZM154 49V50H153ZM166 49V50H165ZM177 49H179V50H177ZM195 49H196V52H195ZM204 49V50H205ZM133 51V52H131V51ZM155 50H158V51H155ZM161 50V51H160ZM167 50H169V52L171 51V55L169 54V53H167V54H169L170 56H168V55H166V52H167ZM58 51V52H57ZM146 51H148V52H146ZM155 51V52H154ZM165 52V55H162L164 52ZM185 51V52H184ZM198 51V52H197ZM56 54H55V53ZM83 52H84V54H83ZM152 52H154V53H152ZM58 53V54H57ZM147 53V55L146 56H144L145 54ZM156 53V54H155ZM158 53V54H157ZM47 54V55H46ZM94 54V53H93ZM144 54V55H143ZM149 54V55H148ZM160 54V55H159ZM192 54V53H191ZM51 55V56H50ZM88 55V56H87ZM90 55V56H89ZM95 55H96V53H95ZM157 55H159V56H157ZM157 56V57H156ZM166 56V57H165ZM187 56H185V57H187ZM169 57V58H168ZM188 57V58H189ZM57 58V59H56ZM93 58V57H92ZM172 58V59H171ZM169 59H171V60H169ZM84 60V61H85ZM173 60V61H172ZM171 61V62H170ZM167 62H169V63H167ZM81 63V64H80ZM87 63L89 64V68L86 70V68H85V70L83 69L84 67H86L87 66ZM85 65L84 67L82 66V65ZM94 67H93V66ZM91 66V67H90ZM190 66V65H189ZM91 68V71L93 70V74H92V72H91V74H90V71H89V69ZM230 70L232 71V66L230 67ZM82 71H84L85 73H83ZM87 71V72H86ZM95 71V72H94ZM97 71H100V72H97ZM231 71H229V73L231 72ZM82 72V73H81ZM97 72V73H96ZM177 72V73H176ZM89 73V74H88ZM96 73V74H95ZM176 73V75L174 76L173 74H175ZM83 74L85 75V76H83ZM88 74V75H87ZM107 74H109V75H107ZM127 74V75H126ZM83 76V79H82V76ZM87 75V76H86ZM90 75H92V77L93 78H91V77H89L88 78V76H90ZM97 75V76H96ZM105 75V76H104ZM230 75H231V73H230ZM230 75L228 76V77H226V79H225V87H219V86H223V85H220V84H222V83H224L223 81H222V83H221V81H220V84L217 86V87H215L216 85H217V83H216V85L214 86V88H215V90L216 91H218V92H224V88H226L227 86H229V84L231 85V83H232V77L230 78ZM99 76V77H98ZM102 76V77H101ZM124 76H127L128 78H130V79H128L127 77H125L124 78ZM130 76V77H129ZM134 76V77H133ZM140 77V81L138 80L137 81V78L135 79V77ZM86 77V78H85ZM98 77V78H97ZM134 78L135 80V82L134 81H132L131 82V78ZM84 78L86 79L85 81H84ZM91 78V79H90ZM133 78H132V80H133ZM95 79V80H94ZM139 79V78H138ZM171 79V80H170ZM228 79V80H227ZM229 79H231L230 80V83L227 85V83L226 82H228L229 81ZM89 80H91V82L89 81ZM92 80H94V82L92 81ZM84 81V82H83ZM89 81V82H88ZM144 82V84H143V82ZM94 83V85H93V83ZM131 82V83H130ZM140 82H142V83H140ZM167 82V83H168ZM85 83H90V84H85ZM92 83V84H91ZM99 83H100V85H99ZM135 83V84H134ZM138 83H140V84H138ZM156 83H158V85L156 84ZM219 83V82H218ZM84 84V85H83ZM119 84V85H118ZM125 85L124 87H123V85ZM137 84V85H136ZM141 84H142V86H141ZM154 84L155 85H157V86H154ZM87 85V86H86ZM93 85V86H92ZM109 85V87H107ZM113 85V86H112ZM116 85V86H115ZM144 85V86H143ZM162 85V86H163ZM112 87V90H111V87ZM119 88H118V87ZM120 86H122V88H120ZM139 86V87H138ZM141 86V87H140ZM145 86H146V88H148V90H146V88H145ZM117 87V88H116ZM145 89H144V88ZM218 87L219 88H221L220 90L218 89ZM109 89L110 91H107V89ZM113 88L116 90V89H118V90H116V91H118V92H116V91H114L113 90ZM137 88H142V89H137ZM150 89L149 91H153V90H155L154 88L153 89ZM144 89V90H143ZM218 89V90H217ZM223 89V90H222ZM137 90H139V91H137ZM143 90V91H142ZM135 91H137V92H135ZM135 92V93H134ZM217 92V93H218ZM220 92V93H221ZM131 96V97H130ZM125 98V99H124ZM90 100H92V101H90ZM96 101L97 102H99V103H96ZM89 102H91V103H89ZM94 102V103H93ZM87 105H89L90 104V107L89 106H87ZM110 103V104H111ZM91 104H95L93 107H91ZM110 104H108V106L110 105ZM84 106V107H83ZM106 106H104V107H106ZM163 107L161 106L160 108H156V110L158 111V113H159V110H161L160 112H163L164 113V111H163V109H162ZM95 109H97V108H95ZM156 110H155V113H156ZM148 112V111H147ZM146 112V113H147ZM150 113H152V112H154V111H149ZM68 113H71L70 115L68 114ZM158 113H156V114H154V116L158 119V118H160V116L161 115H163V113H159V114H161V115H159ZM63 114H68L67 116H65V115H63ZM73 114H75L74 116H73ZM148 114V113H147ZM146 114V115H147ZM165 114V113H164ZM215 115L217 114V113H214ZM214 114H211L212 116H214ZM149 115H152V114H149ZM218 115V114H217ZM216 115V116H217ZM62 116V119H63V121H61L62 119L60 118ZM73 116V117H72ZM158 116V117H157ZM60 118V119H59ZM165 118V120H166V116L164 117ZM207 118V117H206ZM59 119V121H57ZM76 119V120H75ZM161 119V118H160ZM162 119H163V117H162ZM164 120V121H165ZM79 121V123H80V120H78ZM167 121V120H166ZM172 121V120H171ZM206 121V120H205ZM157 122H159V120H157ZM160 122H163V120H161ZM169 122V121H168ZM210 122H212V123H210V125H209V123H208V121H207V123H208V125H206L207 123L206 122H204L203 124H201L200 125V128H199V126L198 127H196V126H194V128L196 127V132H193V131H195L194 129L192 130V137L190 136L191 135V133H189V136H188V134L187 133H184V131L187 129H184L183 130V133L184 134H182V135H184V136H182L181 135V137H183V139L181 138V140H184L185 138H186V140L185 141H181L180 139V141H181V144H179V145H177L179 148H176V147H174V151H172L173 150V147L171 148V149H169L168 148V150H167V148L166 147H164V145L166 144H162L163 145V147H162V145L160 146V149H163L164 150V148H165V151H161V153H165L166 151L169 153V152H172V154L173 153H175L174 155H173V158L175 157V158H177V157H179V155H180V153L181 152H183V153H187V154H189V155H187V154H185V155H187V156H184L182 153H181V155H183L182 157H179V159L177 158L176 160H180V161H176V160H174L173 158L171 159V161H169V160H166V158L164 159V160H162L161 159V161L163 162H161V161H159V162H161V163H159L158 162V160L159 159H156V161H155V159H154V163L151 161V159H147V162H146V164H145V162H144V160L146 159V158H143L142 160L143 161H141V160H139V161H137L135 164H136V168L139 166V163H142V164H140L141 165V167H140V169H135V170H137V171H139L140 170V172H141V174H142V172H143V174L141 175V174H138L137 175V177L136 178H134L137 182H139L140 181V184L142 183V182H145V181H147V180H149V181H147V182H145V183H142L140 186H144V185H146V187L144 186L142 189L143 190H140L141 188H140V186H139V183L137 184L136 183V181L135 180H133L134 181V183H133V187H132V185H131V179L129 178V177H131V174H127V175H123V176H119L120 177V179H119V177L116 179V180H121V179H123V180H121L122 182H123V184L125 183V185L123 186V184H122V182L120 183L119 181H117L118 182V184H119V186H121V188H117V187H119L118 185H117V183H116V180H115V182H114V184L115 185H117V189L119 190V193H116V192H118V191H115V190H117V189H113V187L115 186L114 184L112 185V187H107L108 188V190L107 191H109V193L106 191V190H104V192L103 193H106V195L107 194H113V191H115V193H116V195L118 194V195H120V197H123V198H121V202L119 203L120 205H122V207H121V211H123L122 213H121V216H123L121 219H122V221H123V218H124V220L126 221H124L126 224L127 223H129V224H132L131 226H133V225H137V222H138V224H139V226L141 225V226H143V229H144V225L145 224H140V222H142V221H140V220H142L141 218H139V217H142L143 218V215H140V212H139V210H140V208L139 209H137L138 207L137 206H139V205H141V201H143L142 203H145V197L146 196H148V194L146 195L145 194V192L147 191L148 192V188L147 187H149L150 186V188H149V191L151 192L152 190V192H154V190H155V192H154V195L155 196H157L158 197V195H161L162 193V195H165V193L166 192H168V191H170V190H166V189H168V187H169V185L170 186H174V187H177V188H174L173 186L171 187V189H173V190H171L172 192L174 191V194H172L171 196H175L176 195V192L178 191V193L179 194H177L178 196L180 195V192H181V197H180V199H181V201L183 200V204H184V202L186 201V202H188L187 201V198H190V199H188L189 200V202L188 203H194L195 204V200L196 199H198V197L200 198L199 199V201L197 200V203H196V206H194V205H192V206H194L195 207V210H198V208L201 206V204H203L204 203V206L206 207V208H212V210H214L215 209V206L216 207H219V206H221V205H226V206H228L227 204H229V202L231 203V200H232V202H234V201H236V198H235V196H230V194L228 193V190L225 188V187H223V186H220L221 188H225V190L224 189H221V188H219L218 186L217 187H215L214 186V183H213V189H208V190H206V188L204 189V188H202V186H203V184H204V186H206L207 184L206 183H201L200 181H197L196 182V184H195V180H198L197 179V177H198V175H200L201 173H205V174H214V171H209L207 168H212V169H216L215 168V166L216 167H219L221 164L223 165V163L222 162H225V161H227V162H234V161H229V160H231V157H230V155H231V152H232V149L231 148H229V146H231L232 148L233 147H239V148H242V146L245 144L246 145V143H245V139L243 140V138L244 137H242V136H240V140H241V142L239 141L237 144H233V142L234 141H232V140H230V138L227 136L228 134H226V129H224V128H219V129H214V127H216L215 125H214V123H213V121H210ZM171 123L172 122H170L169 124L170 125H168V123H166L165 125H168V126H171ZM70 124H72V125H75V126H73V127H76V124H77V127L76 128H73L72 127V129H74V130H72V129H70L69 130V128H71L69 125ZM204 124H205V126H206V129L210 126H212L213 127V129L215 130V131H219V130H222V129H224V130H222V132L221 131H219V132H221L225 137L227 136L228 138L226 139V140H223V136L221 135V134H218L217 132H215L214 130H212V131H214V132H212L211 131V129L209 128V130L208 131H211V133L210 132H208V131H206L205 130V126H204ZM212 124V125H211ZM163 125H164V123H163ZM163 125H161L162 127H163ZM165 125H164V127H165ZM173 125V128H174V130H175V127H174V123L172 124ZM160 126V127H161ZM168 126H166V127H168ZM203 127V129H202V127ZM208 126V127H207ZM25 127V128H24ZM28 127V128H27ZM36 127V128H35ZM69 127V128H68ZM116 127V128H115ZM160 127L159 128H157V130H156V136H157V138L159 139V138H161L160 136H161V134L160 133H162L163 132V130H162V128H161V130H162V132H160L159 131V129H160ZM163 127V128H164ZM211 127V128H212ZM35 128V130H33ZM51 128H53V130L52 131H50L51 130ZM67 128V129H66ZM115 128V129H114ZM217 128V127H216ZM4 129V130H3ZM50 129V130H49ZM110 130H112L110 133H112V135H114V137L116 136V137H118V135H120V132L123 134V131H124V129L122 128V125L120 124V123H115L111 128H109ZM168 129H169V127H168ZM168 129H165L166 130V132H165V135H168V134H166L167 133V131H168V133L169 132H172L173 133V129L171 130V129H169V130H171V131H169ZM67 130V131H66ZM72 130V131H71ZM76 130V131H75ZM154 130V131H155ZM202 131V130H204V131H202V132H198V131ZM13 131V132H12ZM15 131V132H14ZM17 131V132H16ZM66 131V132H65ZM69 131V132H68ZM158 131V132H157ZM19 132V134H21ZM29 132H27V133H29ZM74 132H75V134H74ZM160 132V133H159ZM204 132V134H202ZM206 132V133H205ZM224 132H225V134H224ZM9 133V134H8ZM36 133H40L39 131H37ZM35 133V135H37ZM58 133V134H57ZM65 133H66V135H65ZM158 133V134H157ZM194 133H196V134H194ZM212 134V135H210V134ZM16 136H15V135ZM21 134V135H22ZM31 134H33V133H31ZM70 134V135H69ZM74 134V135H73ZM121 134V135H122ZM154 134V132L152 133V135ZM186 134H187V136H186ZM214 134V135H213ZM217 134V135H216ZM12 135V136H11ZM26 135V137H28L27 135L28 134H25ZM30 135V134H29ZM34 135V134H33ZM32 135V136H33ZM110 135V138H113V137H111V134H109ZM155 135H153V137L155 136ZM170 135V134H169ZM196 135H197V137H196ZM203 135V136H202ZM219 135V136H218ZM14 136V137H13ZM195 136V137H194ZM214 136H216V137H214ZM17 139H16V138ZM60 137V136H59ZM65 137V138H64ZM76 137H74V138H76ZM120 137V136H119ZM150 137H152V136H150ZM162 137H164V134H162ZM166 137V136H165ZM187 137L189 138H192V139H188L187 140ZM199 137V138H198ZM208 137V138H207ZM212 137V138H211ZM222 137V142H221V139L220 138ZM242 137V138H241ZM6 138V139H5ZM11 138H13V141L16 139V141L14 142L15 143V145H14V143H12L13 141H12V139ZM74 138H73V140H74ZM155 138V137H154ZM153 138V140H155ZM156 138V139H157ZM207 140H206V139ZM218 138V140H220V141H217V142H214V141H216V139ZM78 138H76L75 140H74V142L77 140ZM115 139V138H114ZM151 139V138H150ZM178 139V138H177ZM199 142V144H198V142L196 141V140ZM201 139L203 140L202 142H201ZM214 139V140H213ZM5 140H7V141H5ZM200 140V141H199ZM212 140H213V142H212ZM186 141H187V146H185L186 145ZM191 141V142H190ZM192 141H194L193 143H192ZM196 141V142H195ZM207 141H210V142H206ZM226 141V142H225ZM228 141H229V143H228ZM231 141V142H230ZM238 141V140H237ZM6 142V143H5ZM184 142H185V144H184ZM191 144H190V143ZM243 142V143H242ZM246 142H247V140H246ZM118 143V142H117ZM116 143V144H117ZM145 143V142H144ZM201 143H204V144H206V145H204V144H201ZM212 144V146H214V148L216 147V148H218V149H214L212 146H210L211 144ZM216 143V144H215ZM218 143H220V145L218 144ZM222 143H224V144H222ZM226 143V144H225ZM243 144V145H241V144ZM65 144V143H64ZM116 144H113V145H116ZM118 144H120V143H118ZM117 144V145H118ZM189 144V145H188ZM199 145L198 147L197 146H194V145ZM216 146H215V145ZM229 144H231V145H229ZM248 144V143H247ZM6 145V146H7ZM182 145V146H181ZM193 145V146H192ZM202 145V146H201ZM228 145V146H227ZM236 145V146H235ZM239 145V146H238ZM166 146H167V144H166ZM201 146V147H200ZM208 146V147H207ZM226 146V149L224 148ZM241 146V147H240ZM247 146L248 145H246V147H244V148H247ZM181 147H184V148H181ZM193 147H196V148H194L193 149ZM210 147H212L211 149L212 150H210ZM222 147V148H221ZM68 148L70 149V150H72V148L70 147V146H68L67 147V149L66 150H68ZM176 148V149H175ZM181 148V149H180ZM188 148V149H187ZM227 148L229 149V151L227 150ZM244 148H242V151H244V152H246L245 150H244ZM185 149H187V151L189 152H187V151H185ZM198 149V151L199 152H197L196 150ZM202 149V150H201ZM208 149V150H207ZM220 149H222V150H220ZM170 150V151H169ZM176 150H178V151H176ZM180 150V151H179ZM185 152H184V151ZM194 150H195V152H194ZM203 150H205L204 152H203ZM216 150H217V152H216ZM210 152L209 154H208V152ZM213 151V152H212ZM240 151V153L242 154V155H244L245 153L244 152H242L241 151V149L239 150ZM178 152V153H177ZM180 152V153H179ZM191 152H192V154H191ZM202 152V153H201ZM220 152V153H219ZM230 152V153H229ZM177 153V154H176ZM195 153V154H194ZM208 155H207V154ZM216 155H215V154ZM165 154H167V153H165ZM170 154V153H169ZM194 154V156H191V155H193ZM200 155L199 157H197L198 155ZM207 156H212L211 158L210 157H207ZM213 154L215 155V156H213ZM221 155L222 157H223V155H225L223 158L220 156L219 157V155ZM176 155H177V157H176ZM197 155V156H196ZM218 155V156H217ZM172 156V155H171ZM190 156V157H189ZM204 156V157H203ZM232 156V158H233V160H234V155H231ZM234 156V157H233ZM184 157H187L186 159H188L189 161H190V163H189V161L188 160H186ZM193 157H195L194 159H193ZM197 157V158H196ZM203 157V158H202ZM206 157V158H205ZM217 157V158H216ZM190 158V159H189ZM200 158V159H199ZM214 158H215V160H214ZM182 159V160H181ZM193 159V160H192ZM201 159H203L202 161H201ZM236 159V158H235ZM239 159H241V156L239 157ZM153 160V159H152ZM172 160H173V162H172ZM192 160V161H191ZM201 161V162H199V161ZM205 160V161H204ZM206 160H208V161H206ZM213 160H214V162H213ZM237 160V159H236ZM235 160V161H236ZM150 161V163H148ZM176 161V162H175ZM185 161H187V162H184ZM193 161H195L194 163H193ZM209 161H211V162H209ZM217 161L219 162L218 164H217ZM153 164H152V163ZM155 162H156V164H155ZM196 162H198L197 164L198 165H196ZM206 162V163H205ZM209 162V163H208ZM216 162V163H215ZM193 163V164H192ZM201 163V164H200ZM205 165H207V164H210L208 167L206 166V168H203V167H205V166H203V164ZM213 164V166H212V164ZM155 164V165H154ZM159 164H165V166L164 167H160V165ZM214 164H216V165H214ZM138 165V166H137ZM151 165V166H150ZM154 165V166H153ZM158 165V166H157ZM203 166V167H201V166ZM218 165V166H217ZM221 165V166H222ZM225 165V164H224ZM145 166V167H144ZM153 166V167H152ZM155 166H157L159 169H157ZM221 166H220V168H221ZM147 167H149V168H147ZM150 167H152V168H155L154 170L152 169V168H150ZM223 167V166H222ZM226 167V166H225ZM225 167H223V168H225ZM145 168H147L145 171H147L148 169L150 170L151 169V172H149V170L147 171V172H144V169ZM223 168H221V169H219V170H221L222 171V169ZM229 168V167H228ZM207 169V170H206ZM218 169V168H217ZM142 170V171H141ZM225 170L226 169H224V173H225V176L223 177V176H221L220 174V172H215V173H217V174H214V175H217V177H216V179H219L221 182H223L224 184H228L229 182H230V176L232 175V174H230L231 173V171L230 170H228L227 172H225ZM137 171H135L136 173H137ZM135 172H132V177L134 176V175H136L135 174ZM139 172V173H140ZM223 172V171H222ZM185 173H188L189 175H193L194 176V174H196V176H194V177H196V179L193 177V178H191V176H189L191 179H189V177H188V174H185ZM185 175V177H186V179H187V177H188V180L189 181H191L192 179L194 180V181H191V183L188 181V180H186V179H184V176ZM187 175V176H186ZM210 175V176H211ZM227 175V176H226ZM230 175V176H229ZM127 176V177H126ZM129 176V177H128ZM221 176V177H220ZM229 176V177H228ZM122 177H126V179H127V181H126V179L125 178H122ZM212 178H214V176L212 175L211 176ZM129 178V179H128ZM147 179V180H146ZM157 179V180H156ZM161 179V180H160ZM130 182H129V181ZM143 180V181H142ZM145 180V181H144ZM182 180L184 181H188L187 182V184H186V182L184 183H182ZM132 181V182H133ZM166 181V182H165ZM127 182H129V183H127ZM149 182V183H148ZM163 182L165 183V186H168V187H165L164 186V184H163ZM192 182H194V183H192ZM136 183V187H138V188H140L139 190H140V192H139V190H138V188H136L135 187V190H136V192L134 193L133 191H135L134 190V184ZM147 183V184H146ZM161 183V184H160ZM198 183V184H197ZM202 185H200V184ZM121 184V185H120ZM126 184H128V185H126ZM151 184V185H150ZM160 184V185H159ZM167 184V185H166ZM183 184V185H182ZM186 184V185H185ZM193 184V185H192ZM138 185V186H137ZM149 185V186H148ZM185 186V188H180L181 186ZM58 186H60V185H58ZM75 186V185H74ZM74 186H73V188H74ZM129 186H131V187H129ZM151 186H153L152 187V190H150L151 189ZM156 186H158L156 189L154 188V187H156ZM195 186V187H194ZM227 186V185H226ZM130 188V189H133V190H128V189H125L124 190V188ZM186 187H188L187 189H186ZM190 187H193V188H190ZM57 188V187H56ZM55 188V196L57 195L58 196V194L59 195H62V194H64L63 192H62V190L61 189H59V188H57L56 189ZM92 188V187H91ZM90 187H89V189L90 190H87L86 189V192L87 193H89L88 191H90V193H91V196L93 195V193L94 194H97L96 192H98V190L96 191V192H94L96 189H94V187H93V189H91ZM106 188V187H105ZM105 188H102V191H103V189H105ZM113 189V191H111L112 189ZM115 188V187H114ZM145 188H147L146 189V191H145ZM60 190V193L59 192H56V190ZM124 191H123V190ZM169 189H170V187H169ZM180 189V190H179ZM202 189H204V190H202ZM72 191H71V193H69V195H71L72 196V198H73V196H74V193H75V190L76 189H71ZM73 190H74V193H73ZM92 190H94V191H92ZM120 190H122V192L120 191ZM128 190V191H127ZM161 191V194H159V192L157 193V191ZM176 190V191H175ZM183 190V191H182ZM194 190H197V191H195V194L193 193L194 192ZM200 192H199V191ZM205 190H206V192H205ZM217 190V191H216ZM219 190V191H218ZM221 190H224L223 192L221 191ZM92 191V192H91ZM127 191V192H126ZM142 191H144V193H141ZM171 191L170 192H168L169 193V195H170V193H171ZM193 191V192H192ZM204 191V194H198V193H202ZM211 192V193H207V192ZM227 191V192H226ZM86 192H84L85 194H86ZM121 192V193H120ZM131 192V193H130ZM140 193V194H138V196H137V194L136 193ZM152 192L151 193H149V197L150 196H152L151 194H152ZM197 192V193H196ZM219 192V193H218ZM62 193V194H61ZM89 193V194H90ZM101 193V192H100ZM123 193H126V195L128 194V193H130V194H128L127 196H125V194H124V196H122L123 195ZM135 194V196H133L134 194ZM184 193H185V195H186V200H185V198L183 199V197H184ZM215 193V194H214ZM224 193H227L229 196H230V198H232V197H234V199H231L230 200V198L228 197V195L227 194H224ZM76 194V193H75ZM102 194V193H101ZM100 194V196L101 197H97V196H95V199H99V198H102V197H105V196H103V194L101 195ZM143 194V195H142ZM146 196H145V195ZM196 194H197V197H196ZM205 194H207V195H205ZM208 194H212V196L210 195V196H208ZM220 194V195H219ZM98 195H99V192H98ZM139 195H140V197H139ZM153 195V196H154ZM161 195V196H162ZM166 195H167V193H166ZM176 195V196H177ZM189 195V197H187ZM192 195H193V198H192ZM203 195H205V197H202ZM215 197H214V196ZM221 197V195H222V198H220L219 196ZM224 195V196H223ZM225 195H226V197H227V199H226V197H225ZM90 196V195H89ZM88 196V194H86V197L88 198L89 197ZM94 196H92V197H89L90 199L91 198H93ZM133 196V197H132ZM138 198H137V197ZM142 196V197H141ZM144 196V197H143ZM152 196V197H153ZM183 196V197H182ZM191 196V197H190ZM195 196V197H194ZM208 196V197H207ZM59 198V200L57 201V203L58 202H60V203H58L57 205L55 204L54 206H53V204L51 205V204H49V205H47L46 207H45V209L47 210V208H48V206H49V208H50V212L52 213V214H54L56 211H59V209L60 208H57L58 206L59 207H61L62 206V201H61V198L62 197H60V196H58ZM97 197V198H96ZM131 197H132V199H131ZM136 197V200L134 199ZM156 197V198H157ZM160 197V196H159ZM210 197V198H209ZM237 197V196H236ZM56 198V197H55ZM71 198V200H72V202H73V199ZM74 198H75V196H74ZM148 198V197H147ZM192 198V199H191ZM194 198H196L195 200H194ZM204 198V199H203ZM211 198H213V199H211ZM220 198V200H218ZM224 198V199H223ZM76 199V198H75ZM94 198L91 200V201H93V200H95ZM127 199H129V202H128V200ZM133 199H134V202H137L138 201V203L140 202V204H138V203H133V206H130V207H133V208H135V209H131L130 207H129V205H131V203H132V201H133ZM209 199V201H206V200H208ZM211 199V200H210ZM215 199V200H214ZM223 199V200H222ZM226 199V200H225ZM238 199V198H237ZM56 200H57V198H56ZM89 200V199H88ZM122 200H126V201H122ZM140 200V201H139ZM190 200H192V202H190ZM200 200H202V201H200ZM213 200V201H212ZM234 200V201H233ZM160 201L161 202H159V200L157 199V203L159 202V203H161V204H164V207H162L163 209H164V211L166 212V213H164V218H167V219H170V220H164L165 222H169V221H171V222H173V221H176L177 220V218H175L176 216H174L173 214H174V209H175V211L177 212L178 210L179 211H181L182 209H181V204L179 205V207L180 208H178V204H176L175 202V204L172 202H170V203H168V201H166L167 202V204H169V206H170V208L168 207V209L166 208L167 206V204L165 203V201L164 200H162L161 198H160ZM224 201V202H223ZM228 201V202H227ZM164 202V203H163ZM185 202V204H187ZM209 202V203H208ZM212 204H211V203ZM213 202H215V203H213ZM218 202H219V204H218ZM56 203V202H55ZM76 203V202H75ZM75 203H73L74 205H75ZM201 203V204H200ZM205 203H208L209 205H205ZM224 203V204H223ZM61 204V205H60ZM124 204H127V205H124ZM166 204V205H165ZM184 204V205H185ZM213 204H216V205H213ZM123 205H124V208H127V209H131V214H133V216H134V218H135V220L137 219V221H135L134 219H133V216L132 215H130V211H128L127 209H124L123 208ZM176 205V206H175ZM198 205H200V206H198ZM211 205H213L214 206V208H213V206H211ZM217 205H219V206H217ZM229 205H231V204H229ZM50 206H53V207H50ZM57 206V207H56ZM126 206H128V207H126ZM161 206V205H160ZM163 206V205H162ZM175 207V208H174ZM196 207H197V209H196ZM205 207H203V206H201L200 208H202V209H204L203 211H206L207 209L205 208ZM21 208V210H22V206L20 207ZM19 208V209H20ZM48 208V209H49ZM88 208V210H90V207H87ZM94 209H96L95 207H93ZM92 207H91V210L93 209ZM172 208V209H171ZM193 207H191V208H189L190 210H193L192 209ZM208 208V209H209ZM210 208V209H211ZM220 208V207H219ZM18 209V210H19ZM54 211H52V210ZM57 209V210H56ZM61 209H62V207H61ZM60 209V210H61ZM86 209V208H85ZM171 209V210H170ZM181 209V210H180ZM189 209H187V211H189V213H191L192 211H190ZM210 209L209 210H207L206 212H212V211H210ZM222 210L224 209V211H220V213L222 212V214H220V213H218V210H214V211H217V213H216V217L218 216L217 214H220V215H222V217H224V216H227V212L225 211V209L226 208H221ZM56 210V211H55ZM126 210V211H125ZM135 210H137L138 212H139V214L137 213V215H136V213H135ZM194 210V211H195ZM220 210V209H219ZM128 211V212H127ZM132 211H134V212H132ZM193 211V212H194ZM213 211V212H214ZM128 213V214H125V215H127V218H125L126 216L123 214V213ZM169 212H171V213H169ZM225 212H226V214H225ZM57 213V212H56ZM135 213V214H134ZM169 213V214H168ZM123 214V215H122ZM220 215L218 216V217H220ZM131 216H132V218H131ZM138 216V217H137ZM169 216H171V217H169ZM171 218H173L172 220H171ZM140 219V220H139ZM127 220H129V221H131V223L130 222H128ZM132 220H134V221H132ZM133 222L135 223V224H133ZM124 223V224H125ZM163 223V222H162ZM128 224V227H126V228H128V232H127V229H126V231L124 230V229H122V231H121V236H119L118 238L120 239V241H119V243L118 242H112L113 244L115 243L116 244V247H115V245H113L117 250H124L123 252H124V257H125V255L127 256L128 255V252H129V254L130 255H132L131 257L132 258H136V259H140L141 257H142V255H139L142 251H140L141 250V244H143V241L145 240V239H143L146 235H147V237L149 238V239H151V241L150 240H148L149 242H154V241H160L161 239L160 238H152V236H155V234L156 233H158V232H156L155 230H151L149 227H147L148 228V230L150 229V235H149V231L147 230V228H146V231H144V230H142V229H140L141 227H137L136 226V228L134 229V227H131L130 225ZM166 224V223H165ZM167 224H169V225H173V224H171V223H167ZM130 226V227H129ZM194 226V223L193 224H191L190 226H189V229L190 228H192ZM133 228V229H132ZM137 228L139 229L138 231H136L137 230ZM133 230H135L136 232H138V233H136L135 231L133 232ZM141 230H142V232H146L144 235H141ZM124 231H125V233L126 234H124ZM132 231V232H131ZM156 233H155V232ZM152 232H154V233H152ZM160 232V231H159ZM164 232V231H163ZM129 235H131V236H129ZM131 233H133V235L131 234ZM138 234V235H136V234ZM124 234V235H123ZM140 234V235H139ZM125 235H127V237L125 236ZM131 237V238H129V237ZM135 236V237H134ZM136 236H137V239L139 238V236H140V240L138 239V241H136L137 239H136ZM141 236H143V238L141 237ZM147 237H145V238H147ZM122 238V239H121ZM136 240H135V239ZM147 238V239H148ZM132 239V240H131ZM143 239V240H142ZM146 239V240H147ZM156 239H158V240H156ZM160 239V240H159ZM122 240V241H121ZM144 241L145 243L147 242L148 243V241ZM164 240V239H163ZM162 240V241H163ZM114 241H117L116 239L114 240ZM136 241V242H135ZM139 241H142V242H139ZM121 242V243H120ZM130 242H132V243H130ZM134 242H135V245H140V246H134V247H136V248H134V247H132L133 245H134ZM138 242L139 243H141V244H138ZM234 241H231V242H229V241H227V242H225L224 244L226 245V246H223V248H224V250L225 251H232L233 253H234V250L233 249H235V251H236V247L237 246H234L235 244L237 245L238 244V242L237 243H233ZM123 243V244H122ZM126 243V244H125ZM73 244H75V241H73ZM117 244H120V245H117ZM121 244H122V246L124 247V245L125 246H127L128 244H129V246H131L129 249H128V246L127 247H124V249H122L121 247ZM132 244V245H131ZM232 244H234V245H232ZM228 245V246H227ZM226 247V248H225ZM232 247V248H231ZM121 248V249H120ZM134 248V250H132ZM198 248H200L199 246H198ZM231 248V249H230ZM126 249H128L127 251H126ZM135 249H136V251H135ZM138 249H140V250H138ZM229 249V250H228ZM130 250V251H129ZM132 250V251H131ZM6 251V253H4ZM5 251H3L2 253H4V257H3V254H2V260H5V258L8 260V259H13L12 257H13V255H12V253H9L10 251L9 250H5ZM138 252L136 255H133V254H135L134 252ZM230 251V253L231 254H233L232 252ZM126 252H127V254H126ZM131 252H133V253H131ZM58 253V255H59V251L57 252ZM11 254V255H10ZM123 254V253H122ZM121 254V255H122ZM142 254V253H141ZM235 254V253H234ZM6 255H7V257H6ZM130 255H128L127 257L129 258L130 257ZM123 256V255H122ZM133 256H135V257H133ZM33 261L35 262V259H33Z\"/></svg>",
    "mask_w": 264,
    "mask_h": 264
}]
</instances>
